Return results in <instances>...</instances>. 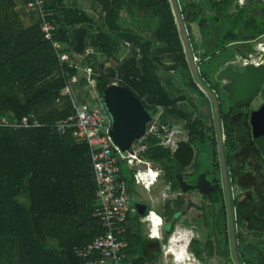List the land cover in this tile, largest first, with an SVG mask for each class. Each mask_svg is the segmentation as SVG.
<instances>
[{
    "label": "trees",
    "instance_id": "trees-1",
    "mask_svg": "<svg viewBox=\"0 0 264 264\" xmlns=\"http://www.w3.org/2000/svg\"><path fill=\"white\" fill-rule=\"evenodd\" d=\"M88 1L93 15L77 0H46L47 19L54 25L46 40L39 17L25 8V0H0V118L12 122L31 115V122L41 125L0 127V264H90L93 259L75 253L104 231L92 216L95 182L89 146L73 128H51L74 113L73 101L98 104L106 112L102 92L111 84L156 89L166 99L165 88L173 86L167 73L182 75L188 88L204 96L187 65L168 0ZM237 8L236 0L209 7L215 14L212 21L224 27L213 51L227 54L220 46L225 33L236 41L256 23L248 19V10ZM122 14L131 18L128 27L120 24ZM139 17L142 23L136 22ZM188 18L193 22L194 13ZM77 27L87 30L81 53L73 51L72 30ZM54 42L60 46L55 48ZM125 48L128 53L120 59ZM237 52L238 46L227 56ZM61 54L67 58L61 60ZM74 54L82 57L72 58ZM79 67L91 69L89 81L78 75ZM219 67L211 64L201 72ZM120 168L131 194L134 173L124 164ZM135 225L139 228L130 214L120 264L150 260L142 237L134 238Z\"/></svg>",
    "mask_w": 264,
    "mask_h": 264
},
{
    "label": "flooded vegetation",
    "instance_id": "flooded-vegetation-1",
    "mask_svg": "<svg viewBox=\"0 0 264 264\" xmlns=\"http://www.w3.org/2000/svg\"><path fill=\"white\" fill-rule=\"evenodd\" d=\"M176 1L200 79L217 100L219 120L211 98L198 86L204 96L188 88L180 74H164L173 84L165 88L166 99H160L156 89H128L140 111L127 100L133 109L121 113V125L133 127L146 114L143 134L132 145L140 149L142 172L152 174L148 186H143L146 193L140 196L135 185L129 193L132 216L139 225L134 238L142 237L147 264H178L166 249L170 246L176 254L182 245L189 256L184 264H236L232 222L240 264H264V80L245 102H235L217 79L220 69L243 65L251 54L249 47L264 67V3L236 0L237 11L248 10V19L256 23L236 41L225 33L220 45L227 52L223 55L212 49L224 27L212 21L215 14L209 9L223 0ZM190 12L195 15L193 22ZM236 46L241 52L227 56ZM215 63L220 65L216 71L201 72ZM207 78L211 83L204 81Z\"/></svg>",
    "mask_w": 264,
    "mask_h": 264
},
{
    "label": "built area",
    "instance_id": "built-area-1",
    "mask_svg": "<svg viewBox=\"0 0 264 264\" xmlns=\"http://www.w3.org/2000/svg\"><path fill=\"white\" fill-rule=\"evenodd\" d=\"M25 1V8L35 12L39 17L40 30L44 33V38L50 40L54 25L47 19L51 16V12L45 10L46 0ZM262 2L264 3V0ZM53 46L58 48L60 44L54 42ZM59 57L64 60L67 55L61 54ZM250 61L254 62L255 66L259 65V60L254 53H251L242 64ZM90 75L91 69L87 68L84 76L88 81ZM64 93H69L68 89H65ZM73 108L72 115L65 120L55 122L51 128L58 132L73 128L74 135L89 146L95 182L92 216L100 222L104 230L91 243L81 249H76L75 253L81 258H93L90 264H120L124 257L122 251L124 244L121 241L125 235L124 225L128 216L133 212L126 183L119 176L120 167L121 164H124L128 170H132L135 183L140 184L142 172L140 149L131 145L129 151L122 152L113 144L109 136L111 121L101 105L73 101ZM32 119L33 117L28 115L20 120L10 122L7 118L2 117L0 118V127L41 126L36 121L31 122ZM144 186L146 187V185ZM167 252L174 256L170 246L167 247Z\"/></svg>",
    "mask_w": 264,
    "mask_h": 264
},
{
    "label": "water",
    "instance_id": "water-1",
    "mask_svg": "<svg viewBox=\"0 0 264 264\" xmlns=\"http://www.w3.org/2000/svg\"><path fill=\"white\" fill-rule=\"evenodd\" d=\"M171 8L172 15L176 24L178 36L186 57L187 65L190 68L193 79L196 85L207 94L214 105V113L216 121L219 120L218 103L214 94L203 84L200 79L197 64L193 60L192 51L189 46L188 36L185 29L184 20L179 12L176 0H168ZM87 30L82 27H77L72 30V38L74 41L73 51L81 53L85 51V36ZM217 79L223 82L224 91L232 94V100L235 102L246 101L254 95L259 87L263 84L264 80V67L263 65H240L236 70L220 69L217 74ZM248 82L250 84H248ZM252 82V83H251ZM248 94L247 96H244ZM127 100L131 101L135 106L134 109H139V103L136 98L123 86L111 84L107 86L102 92V102L104 108L111 119V126L109 129V136L118 149L122 152L129 151L130 146L134 140L139 139L144 130L147 117L142 119L137 125L127 127L121 125V113L125 109H133L128 105ZM127 134V137H125ZM232 234V250L234 253L236 264H240L235 253V241L233 236V225L230 224Z\"/></svg>",
    "mask_w": 264,
    "mask_h": 264
},
{
    "label": "rangeland",
    "instance_id": "rangeland-1",
    "mask_svg": "<svg viewBox=\"0 0 264 264\" xmlns=\"http://www.w3.org/2000/svg\"><path fill=\"white\" fill-rule=\"evenodd\" d=\"M70 1V0H69ZM78 1V3H79V5L80 6H82L83 8H84V10H86L88 13L89 12H92L91 10H89L90 9V2L88 1V0H77ZM135 17V16H134ZM129 19H131L129 16H126V15H124V14H122L121 15V21H120V24L123 26V27H128V23H127V20L130 22V20ZM137 20H136V22H139V23H142V21H144V19H142V18H136ZM137 26H138V23H135ZM145 36H147V34L145 35ZM128 53V50L125 48V50H124V52L121 54V56H120V59L124 56V55H126ZM82 56H78L77 57V55L76 54H74L73 55V57L72 58H75V59H80ZM235 67H240V65H235ZM86 69L87 68H84V67H79V76H84L85 75V73H86ZM91 87H92V84H91ZM91 94H94V93H91ZM95 95V94H94ZM89 104V103H88ZM142 171V170H141ZM144 172V171H143ZM142 173V172H141ZM151 174V173H150ZM152 175V174H151ZM148 176H149V174L148 173H145L144 174V176L143 175H141V177H143L144 179H145V184H142L141 182H142V179L140 178V184H136L135 185V189H136V192H138L139 193V195L141 196V194L140 193H142L143 191H144V189H143V186L144 185H148V181H150L151 180V178L150 179H148ZM148 180V181H147ZM142 184V185H141ZM143 193H146V192H143ZM142 193V194H143ZM131 217H135V216H132V213H131ZM123 238L124 237H122L121 238V241H122V243L124 244V242H123ZM125 245V244H124ZM181 248H183L182 246L179 248V249H181ZM176 250H178V249H176ZM159 264H163L162 262H160ZM181 264V263H180Z\"/></svg>",
    "mask_w": 264,
    "mask_h": 264
},
{
    "label": "clouds",
    "instance_id": "clouds-1",
    "mask_svg": "<svg viewBox=\"0 0 264 264\" xmlns=\"http://www.w3.org/2000/svg\"><path fill=\"white\" fill-rule=\"evenodd\" d=\"M145 173H147V172H142L141 175L144 176ZM150 173H151V172H149L148 174L150 175ZM141 179H142V182H141V183H142V184H145V182H146L145 179H144L143 177H141ZM155 221H156V223H157V225H156L155 227L157 228L158 226H160V224H159V223H160V220L157 219V220H155ZM152 235H153V236L156 235V230H155V229L152 230ZM182 247H183V250H180V249H179V254H180V255H178V256L176 257V259H177V261L179 262V261L181 260L182 256H183L184 258H183V260H181L178 264H180V263H181V264H184V262H188V261H189V259H188L189 256H188V254H187V252H186L185 246L182 245Z\"/></svg>",
    "mask_w": 264,
    "mask_h": 264
},
{
    "label": "crops",
    "instance_id": "crops-1",
    "mask_svg": "<svg viewBox=\"0 0 264 264\" xmlns=\"http://www.w3.org/2000/svg\"><path fill=\"white\" fill-rule=\"evenodd\" d=\"M81 8L84 9L82 6H81ZM89 10H91V8H90ZM91 11H92V10H91ZM89 14H90V15H93V11H92V12H89ZM251 53H254V52H251ZM67 89H68V88H67ZM77 103H78V102H77ZM141 185H142V184H141ZM147 186H148V185H146V187H147ZM146 187H145V188H146ZM153 223H154L153 226H156V225H157V223H155L154 221H153Z\"/></svg>",
    "mask_w": 264,
    "mask_h": 264
},
{
    "label": "bare ground",
    "instance_id": "bare-ground-1",
    "mask_svg": "<svg viewBox=\"0 0 264 264\" xmlns=\"http://www.w3.org/2000/svg\"><path fill=\"white\" fill-rule=\"evenodd\" d=\"M173 253H174V251H173ZM174 255H175V258H176V257H177L178 255H180V254H179V252H178V253H176V254H174ZM183 258H184V257L182 256L181 260H183ZM181 260H180V261H181ZM176 261H177V259H176Z\"/></svg>",
    "mask_w": 264,
    "mask_h": 264
}]
</instances>
